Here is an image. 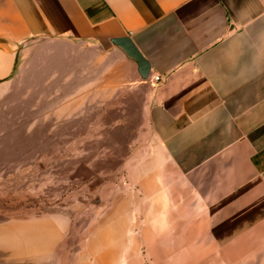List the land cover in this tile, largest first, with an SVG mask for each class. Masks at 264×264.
Wrapping results in <instances>:
<instances>
[{
    "label": "crops",
    "instance_id": "crops-1",
    "mask_svg": "<svg viewBox=\"0 0 264 264\" xmlns=\"http://www.w3.org/2000/svg\"><path fill=\"white\" fill-rule=\"evenodd\" d=\"M40 38L68 117L89 104L110 151L141 152V198L170 228L141 226L143 242L171 243L173 259L180 244H232L199 256L213 264L262 256L264 0H0V85ZM120 241L99 235L92 264H117Z\"/></svg>",
    "mask_w": 264,
    "mask_h": 264
},
{
    "label": "rangeland",
    "instance_id": "rangeland-1",
    "mask_svg": "<svg viewBox=\"0 0 264 264\" xmlns=\"http://www.w3.org/2000/svg\"><path fill=\"white\" fill-rule=\"evenodd\" d=\"M50 47L42 38L22 43L13 73L0 85V264H74L82 257L92 264L94 252L109 245L98 236L110 230L121 240L117 264H213L199 256L232 244L201 241L190 252L180 244L182 256L173 259L164 249L171 243L142 241L141 226L153 239L170 228L158 227L151 213L156 200L141 198V168L131 164L141 152L110 151L89 104L83 117H68L75 104L64 103L54 70L59 56L48 57ZM260 247L262 256L246 258L248 264H264ZM190 254L198 258L185 259Z\"/></svg>",
    "mask_w": 264,
    "mask_h": 264
},
{
    "label": "built area",
    "instance_id": "built-area-1",
    "mask_svg": "<svg viewBox=\"0 0 264 264\" xmlns=\"http://www.w3.org/2000/svg\"><path fill=\"white\" fill-rule=\"evenodd\" d=\"M160 80V76L159 75H153L152 76V81L153 82H157V81H159Z\"/></svg>",
    "mask_w": 264,
    "mask_h": 264
}]
</instances>
